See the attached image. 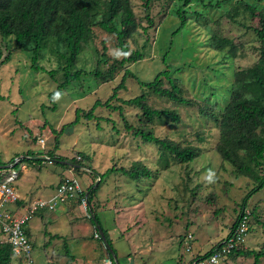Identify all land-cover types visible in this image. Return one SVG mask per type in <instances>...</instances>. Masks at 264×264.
Segmentation results:
<instances>
[{"label":"rangeland","instance_id":"rangeland-1","mask_svg":"<svg viewBox=\"0 0 264 264\" xmlns=\"http://www.w3.org/2000/svg\"><path fill=\"white\" fill-rule=\"evenodd\" d=\"M169 1L151 2L149 15L154 22L145 32L144 27H149L150 23L144 0H133L142 25L128 40L126 55L117 45L115 34L94 26L93 38L83 44L73 69L98 70L102 77L84 75L65 90L59 88V83L64 81V71L54 51L44 49L39 63L45 70H34L32 53L19 47L14 38H3L0 33L1 59L9 52L12 54L10 61L0 67V94L3 96L0 98V165L19 155L14 162L1 166L8 169L3 172L6 173L5 178L22 169V162L27 160L29 151L36 152L35 160L26 162L25 174L17 181L19 189L34 182L46 197L55 194L57 184L63 179H60L62 174L69 172L66 165L51 161L49 157L44 158L50 152L81 160L85 170H73L84 190H88L93 183L96 186L100 179L98 176L113 166L132 169L143 162L156 172L155 177L145 179H133L118 171L110 172L94 195V210L102 219V225L108 229L120 264H132V257L138 264H178L172 256L178 258L188 245L192 247L188 254L190 258L198 250L203 254L211 242L228 232L229 225L242 210L246 194L255 185L249 177L238 175L233 165L223 161L217 152L220 131L203 124L205 120L199 114L197 97L207 94V87H212L211 81L217 87L227 84L231 74L222 77L223 72L216 69L229 64H234L235 68L245 67L258 60V49L264 42L259 39L256 29L261 27L259 12L264 11V0H203L191 3L185 7L188 13H185L184 26L183 19L175 14L176 7L181 3ZM248 5L255 7V15ZM166 49L170 53L165 55ZM136 50L144 54L141 59L118 65L119 60ZM114 63L118 67L109 77L108 72ZM168 64L174 69L179 67L174 74L181 79L183 93L195 101L194 105H178L148 92L138 82V78L150 81ZM54 69L58 71L55 78L49 73ZM127 69L138 78L128 75L126 87L118 89L114 95ZM143 92L147 93L148 104L152 107L176 109L182 116L178 127L157 120L147 126L158 136L179 142L182 146L200 148V156L187 164H174V160L169 163L162 159L157 144L146 143L127 128L144 125L141 108L124 102ZM97 99L102 102L110 100L111 106L97 107L95 111L98 117L104 118L89 120L83 116L79 124L68 130V124L75 120L78 109L88 111ZM114 105H121L122 113ZM68 159L64 161L69 162ZM18 160L19 166L15 168L14 163ZM76 165L78 163L70 166ZM89 165L92 171H87ZM94 171L100 174L94 175ZM89 179L92 181L88 184ZM76 199V207L80 209L60 220L58 225L62 226L51 228L46 222L39 221L41 229L38 234L34 231L36 235L33 237L36 239L34 264H112L107 245L98 237L96 226L91 221L92 214L85 206L88 205L87 198ZM20 201L21 195L16 202L9 203L8 208L23 213L35 200L22 205ZM248 203L245 211L254 203L264 208V196L260 200L252 197ZM110 206L116 208L115 213ZM41 211L44 210L35 212L28 226ZM28 226L27 231L30 229ZM48 229L52 233L65 231L64 235L70 237L72 232L79 237L86 235L87 239L60 242L55 234L46 236ZM187 230L194 238L197 237L192 245L187 241ZM245 233L246 248L261 249L264 246V226L261 223H256L254 231ZM0 239L6 241L7 237L2 234ZM48 244L51 247L46 248ZM253 261L251 258L234 260L224 257L217 264H253ZM25 263L26 256H23L20 262L12 264Z\"/></svg>","mask_w":264,"mask_h":264},{"label":"trees","instance_id":"trees-1","mask_svg":"<svg viewBox=\"0 0 264 264\" xmlns=\"http://www.w3.org/2000/svg\"><path fill=\"white\" fill-rule=\"evenodd\" d=\"M152 1L144 0L147 18L150 23L149 27H144L145 32L153 26L154 22L153 18L149 15ZM174 1L181 3V5L176 7L175 14L183 19L184 26L187 18L185 13H188V9H185V7L191 5V3L202 2L203 0H170L169 2L173 3ZM248 6L252 10V14L255 15V7ZM259 13L261 27L256 30L259 39L264 42V11ZM96 25L109 33L115 34L118 41L117 45L126 55L129 51L128 40L138 32V27L142 25V22L136 15L133 0H0L1 35L3 38H14L19 47L32 53V68L34 70H45L39 63L44 49L50 48L54 51L61 63V69L64 71V81L59 83L60 90H65L87 74L97 78L102 77V74L98 70L87 72L80 68L73 69L83 50V44L89 43L93 38L94 26ZM258 51V60L252 65L235 68L234 64H229L228 66L216 69L219 72H223L222 77H224V74H231V76L229 75L227 84H222L217 87L211 81L210 84L212 87H207V94L202 96L198 95L200 97H197V106L200 110L199 114L205 120L203 124L214 126L220 131V138L216 148L217 152L223 161L225 160L233 165L234 171L238 175L249 177L255 182V185L246 194L245 201L242 204V210L232 224L229 225L228 232L224 236L218 237L215 241L211 242L209 249L204 251L203 254L199 253V251L195 256L192 255L191 258L193 259L207 257L214 254L217 250L220 251L229 243L231 238L237 235L243 222L247 227L246 232L254 231L257 222L264 226V208L254 203L248 211L244 209L250 204L248 203L250 198L255 197L260 200L264 196L262 195V192H264V44ZM166 53H170V51L166 49L165 55ZM143 55L139 50L133 51L129 56H125L122 60H119L118 65H124L127 62H136ZM2 56L3 53L0 50V59ZM11 57L12 54L9 52L1 59L0 67L10 61ZM166 60L169 61L170 58L167 57ZM115 65L114 63L111 71L108 72L109 77L113 76L112 72L118 67ZM178 68L174 69L171 64H168L150 81L140 80L133 74L134 72L127 69L122 82L116 87L114 95L118 89L126 87V78L128 75H131L136 79L138 78V82L148 92L151 91L162 98H168L178 105L192 106L195 104V101L184 95L180 82L181 79L174 74L175 71H179ZM226 69H228V72ZM57 72L56 69L49 71L54 78ZM51 97H53V93H51ZM0 98H3L1 94ZM124 102L141 108V118L144 123V125L138 128L133 125L127 126V128L131 129L136 136H141L146 143L157 144L161 150L163 160L169 163L171 160H174V164H187L202 154L200 148L192 145L182 146L179 142L158 136L147 126L148 123L157 120L162 124H172V126L175 125L178 127L182 121V116L179 111L171 108L152 107L148 104L146 92L127 99ZM110 104V100L102 102L100 99H97L88 111L78 109L77 117L68 124V130L71 131L75 125L79 124L83 116L89 120L104 118L98 117L95 111L97 107L111 106ZM113 107L119 109L122 113L123 107L121 105H114ZM99 125L100 123H98ZM50 153H52L50 154L52 159L64 166L66 165L68 169L85 170L82 168L81 160L76 158L68 159L63 155L57 156L53 152ZM27 154L31 156L30 160H35L34 155L36 152L29 151ZM17 156L19 155L15 157ZM15 157L11 158L8 162H14ZM84 158L88 159L86 155H84ZM67 159L69 162L64 161ZM8 162L3 161L1 162L2 165H0V170L4 177L6 173L3 174V172L8 171V169L1 168V166L9 164ZM18 162L19 160L14 163L15 168L19 166ZM74 163H78V165L75 167L70 166ZM87 168V171H92L93 169L91 165ZM130 169L115 166L108 168L107 171L99 175L100 181L98 180L96 186L93 183L89 186L88 190L81 189L77 196L80 200L82 197L87 198L89 212L92 214L91 221L96 226L98 237L104 240L107 245L112 264H120L119 256L109 237L108 229L101 224L99 215L94 210L95 207L92 201L105 175L110 172H122L130 175L133 179L152 178L155 177L154 173H156L149 166L143 164V162L137 163ZM94 172V175L97 173L100 174L99 172ZM62 180L64 181L65 179L63 178ZM19 203L22 205L23 201ZM98 223L101 225L103 233L100 232L96 225ZM2 234L4 232L0 229V238ZM246 234L244 233L241 242L235 244L224 257H231L234 260L237 258H251L254 259L253 264H261L264 260V246L261 249L246 248L245 244L247 243L244 238ZM187 238L190 244L194 242L195 238L192 233L189 232ZM190 248L191 246L188 245L186 251L181 253L177 262L178 264H183V261H186L188 258L191 259L188 256L192 251ZM22 257L23 255H16L12 243L0 239V264H12L15 261L20 262Z\"/></svg>","mask_w":264,"mask_h":264},{"label":"built area","instance_id":"built-area-1","mask_svg":"<svg viewBox=\"0 0 264 264\" xmlns=\"http://www.w3.org/2000/svg\"><path fill=\"white\" fill-rule=\"evenodd\" d=\"M14 178V173L5 178L0 170V229L3 230L4 236L7 237L6 241L12 243L16 254L18 256H26L25 264H34V258L32 256L33 244L27 232L29 219L39 210H44L45 208L55 209L61 203L75 197L79 185L75 180L68 178L58 186L57 194L53 198L50 200H35L23 213H20L19 210L13 212L8 208L9 203L16 202L20 197L12 184ZM246 230L247 227L243 222L237 235L231 238L229 243L220 251L217 250L214 254L207 257H199L198 259L191 258L183 261V264H217L235 244L241 242Z\"/></svg>","mask_w":264,"mask_h":264},{"label":"crops","instance_id":"crops-1","mask_svg":"<svg viewBox=\"0 0 264 264\" xmlns=\"http://www.w3.org/2000/svg\"><path fill=\"white\" fill-rule=\"evenodd\" d=\"M47 155H50V153H48ZM27 157H26V161L25 162H22V169L21 170H19V172H18V170L17 171H14V174H15V178L13 179V181H12V184L13 185H15V187H16V189L18 190V192L20 193V195H21V199H22V201L24 202V203H27V202H30L31 200H37V199H43V198H45V199H47V200H50L51 198H53L57 193L55 192V194L53 195V194H51V195H49V196H47L46 197V195L44 194V193H42L43 192V190H41V188L39 187V186H37V184L36 183H34V182H32L33 184L32 185H28L27 187H23L22 186V190H20L19 188H20V185H19V182H17L18 180H20V178H22L23 176H24V174H25V170H26V168H27V166H26V162L27 161H29L30 163H31V160H29V157L30 156H28V155H26ZM52 161H55L54 159H52ZM69 170V172L68 173H63L62 174V177L60 178V179H62V178H65V177H69V178H73L76 182H77V184L79 185V187L81 188V189H83V187L84 186H82L78 181V179H77V177H76V175L75 174H77L74 170H73V168L72 169H68ZM22 171V172H21ZM100 177V176H99ZM30 178V177H29ZM92 180H88V184L91 182ZM59 184V183H58ZM57 184V185H58ZM87 184V185H88ZM19 185V186H18ZM21 185H23L22 183H21ZM57 187V186H56ZM87 187V186H86ZM56 191V190H55ZM76 197L77 196H75V197H73V198H71V199H68V200H66L65 202H63V203H61L60 205H58L55 209H49V208H45L44 209V211H41V212H39L35 217H34V219L30 222V224H29V226L28 227H30V229L28 228V232H29V235H30V238H31V240H32V242H33V249H34V247H35V241H36V239H34L33 237L36 235L35 234V232L34 231H36L37 232V234H38V231L41 229V225H40V220L41 221H43V222H46L47 224H49V225H51V228H52V226H53V228H54V226H62L61 224H59L58 225V223H59V221L60 220H64V217H70V215H72V214H75L76 212H78V210L80 209V208H77L76 207V204H75V202L77 201V199H76ZM108 205H111V204H108ZM108 205L106 206V207H108ZM85 206H87V208H88V212H89V206L86 204ZM82 208V207H81ZM110 209H113L114 210V213H115V211H116V208L114 207V206H110L109 207ZM99 209V208H98ZM21 211V210H20ZM60 213L61 215L59 216L57 213ZM97 212V211H96ZM57 214V215H56ZM117 215V214H116ZM132 218H134V216H131ZM100 218V217H99ZM135 219V218H134ZM100 221H101V224H102V219L100 218ZM114 221H115V219H114ZM56 228V227H55ZM47 229V228H46ZM47 232V234H46V236H48V234L51 236V234H58L56 237H57V239H58V241H60V242H64L63 240H65L64 238H66V241H69V240H74V238L75 239H81V238H84V239H87V238H85V236L86 235H83V237H79V236H77V235H75L73 232L71 233V237H73V238H71L68 234L67 235H64V232L65 231H61V230H56V231H54V233H52L51 232V230H47L46 231ZM61 232V233H60ZM195 238H197V237H195ZM69 239V240H68ZM49 241V243H51V241L50 240H48ZM196 241V240H195ZM192 244H193V242H191ZM247 243V242H246ZM191 244V245H192ZM48 247H51V244H48V246L46 247V248H48ZM45 248V249H46ZM192 248V247H191ZM185 251V250H184ZM200 250H198V252H199ZM183 251H181V253H182ZM172 254V253H171ZM130 259V258H129ZM132 264H138L137 263V260H134V258L132 257ZM172 259H176V262H178V259H179V257L178 258H174L173 256H172ZM96 261H98V260H96ZM100 262V261H99ZM97 262H94V263H91V264H96ZM161 263V262H160ZM160 263H157V264H160ZM101 264V263H100ZM154 264V263H153Z\"/></svg>","mask_w":264,"mask_h":264},{"label":"clouds","instance_id":"clouds-1","mask_svg":"<svg viewBox=\"0 0 264 264\" xmlns=\"http://www.w3.org/2000/svg\"><path fill=\"white\" fill-rule=\"evenodd\" d=\"M39 155V154H38ZM46 157H49L50 159H51V161H52V158H51V156L50 155H45V157L44 158H46ZM36 158H39V157H36ZM69 177H65L64 179L65 180H67ZM70 179H73V178H70ZM64 180V181H65ZM74 180V179H73ZM64 181H61V183L62 182H64ZM76 182V181H75ZM61 183H59L58 185H57V187H56V193H57V188H58V186L61 184ZM77 183V182H76ZM81 190V188L79 187V189L77 190V192H76V195L75 196H77L78 195V192Z\"/></svg>","mask_w":264,"mask_h":264},{"label":"water","instance_id":"water-1","mask_svg":"<svg viewBox=\"0 0 264 264\" xmlns=\"http://www.w3.org/2000/svg\"><path fill=\"white\" fill-rule=\"evenodd\" d=\"M98 228L100 230L101 233H103V229L101 228V225L98 223Z\"/></svg>","mask_w":264,"mask_h":264}]
</instances>
